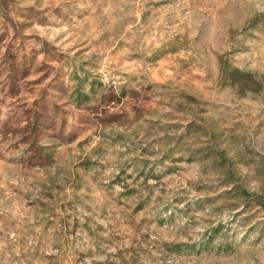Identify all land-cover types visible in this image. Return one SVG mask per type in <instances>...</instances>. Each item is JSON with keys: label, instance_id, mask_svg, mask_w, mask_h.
Wrapping results in <instances>:
<instances>
[{"label": "rangeland", "instance_id": "1", "mask_svg": "<svg viewBox=\"0 0 264 264\" xmlns=\"http://www.w3.org/2000/svg\"><path fill=\"white\" fill-rule=\"evenodd\" d=\"M0 264H264V0H0Z\"/></svg>", "mask_w": 264, "mask_h": 264}, {"label": "trees", "instance_id": "2", "mask_svg": "<svg viewBox=\"0 0 264 264\" xmlns=\"http://www.w3.org/2000/svg\"><path fill=\"white\" fill-rule=\"evenodd\" d=\"M230 72L232 73V75L234 76H240V77H249L250 75L247 74V73H244V72H240L238 71L237 69L235 68H231ZM74 103L77 105V106H82V103L79 99H74Z\"/></svg>", "mask_w": 264, "mask_h": 264}]
</instances>
